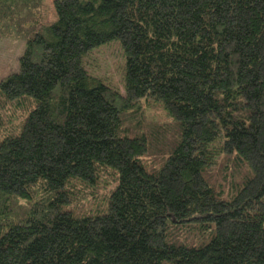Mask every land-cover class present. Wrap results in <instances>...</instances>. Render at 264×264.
Segmentation results:
<instances>
[{
	"label": "trees",
	"instance_id": "1",
	"mask_svg": "<svg viewBox=\"0 0 264 264\" xmlns=\"http://www.w3.org/2000/svg\"><path fill=\"white\" fill-rule=\"evenodd\" d=\"M40 4L0 0V40H24L0 79V264H264V0H53L46 25ZM111 44L121 91L87 70ZM142 103L171 125L133 126Z\"/></svg>",
	"mask_w": 264,
	"mask_h": 264
},
{
	"label": "rangeland",
	"instance_id": "2",
	"mask_svg": "<svg viewBox=\"0 0 264 264\" xmlns=\"http://www.w3.org/2000/svg\"><path fill=\"white\" fill-rule=\"evenodd\" d=\"M53 0H41L39 15L41 17L40 22L43 25L49 24L54 20V11L52 8ZM23 20V19H22ZM24 50V40H18L15 38H3L0 40V79L8 76L12 72L18 69V58L21 56ZM123 65L122 54L119 47L116 44H111L99 48L93 51L92 55L88 59L87 70L93 76L103 80L113 88H117L121 91V69ZM1 114H5V119L11 116L14 119L10 123L17 124L24 117L21 112H14L12 107L7 106L6 110ZM131 114L128 120H131L133 126L139 127L141 132L151 134V132L157 131V128H162L166 125H171V120L163 112L160 107H153L142 103L140 105L139 112L133 115ZM133 118V119H132ZM128 123H130L128 121ZM9 124V123H7ZM126 124V123H125ZM12 125V124H11ZM13 126V125H12ZM131 129V125L127 126ZM152 159L148 160L151 162ZM223 164L219 163L217 167L212 169L208 174V179L215 185V187H226L224 177L225 171H222ZM228 182V179L226 180ZM83 191L82 196L78 195L77 199L80 201L77 203V209L80 213H86L96 205L101 206L103 203V197L106 190L102 187L92 190L94 197H89V190ZM91 193V191H90Z\"/></svg>",
	"mask_w": 264,
	"mask_h": 264
}]
</instances>
